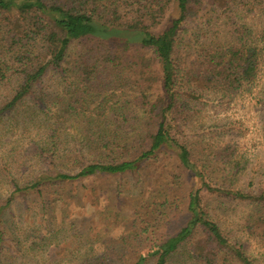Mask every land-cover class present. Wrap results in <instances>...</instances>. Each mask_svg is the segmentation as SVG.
<instances>
[{
  "label": "trees",
  "instance_id": "trees-1",
  "mask_svg": "<svg viewBox=\"0 0 264 264\" xmlns=\"http://www.w3.org/2000/svg\"><path fill=\"white\" fill-rule=\"evenodd\" d=\"M263 71L264 0H0V248L16 201L66 200L166 150L200 185L184 222L126 264H263L212 207L244 205L239 230L264 246V185L241 186V155L188 135L203 100L251 93Z\"/></svg>",
  "mask_w": 264,
  "mask_h": 264
},
{
  "label": "rangeland",
  "instance_id": "rangeland-1",
  "mask_svg": "<svg viewBox=\"0 0 264 264\" xmlns=\"http://www.w3.org/2000/svg\"><path fill=\"white\" fill-rule=\"evenodd\" d=\"M81 50L82 44L74 42L69 58ZM119 97L124 98L117 90L110 101ZM202 102L188 132L195 148L224 146L237 152L246 163L238 184L263 186L264 71L251 93ZM70 185L72 193L66 200L30 196L13 204L5 218L0 264H80L85 254L93 252L105 255V262L126 264L128 249L151 244L184 222L186 195L200 181L190 177L171 152L161 150L131 173L88 176ZM0 189L5 194L1 184ZM217 205L212 207L215 219L264 264V246L238 227L246 207L235 202ZM65 229L71 231L61 234Z\"/></svg>",
  "mask_w": 264,
  "mask_h": 264
}]
</instances>
